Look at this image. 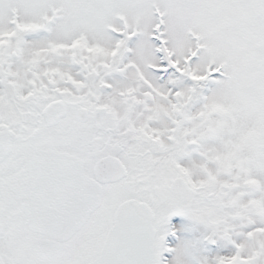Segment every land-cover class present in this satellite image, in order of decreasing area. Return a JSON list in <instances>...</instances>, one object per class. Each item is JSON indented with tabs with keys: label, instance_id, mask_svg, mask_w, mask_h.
<instances>
[{
	"label": "snow or ice",
	"instance_id": "6c2138e0",
	"mask_svg": "<svg viewBox=\"0 0 264 264\" xmlns=\"http://www.w3.org/2000/svg\"><path fill=\"white\" fill-rule=\"evenodd\" d=\"M0 264H264V0H0Z\"/></svg>",
	"mask_w": 264,
	"mask_h": 264
}]
</instances>
